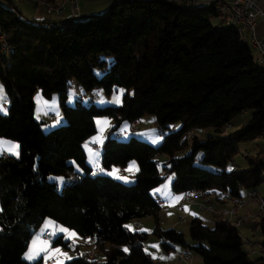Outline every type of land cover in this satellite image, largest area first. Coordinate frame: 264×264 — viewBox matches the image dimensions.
<instances>
[{
	"label": "trees",
	"instance_id": "1",
	"mask_svg": "<svg viewBox=\"0 0 264 264\" xmlns=\"http://www.w3.org/2000/svg\"><path fill=\"white\" fill-rule=\"evenodd\" d=\"M182 1L112 0L103 15L53 24L26 20L0 2V36L8 46L3 52L0 42L7 107V114L0 112V137L20 148L18 157L0 156V264H44L43 257L30 263L24 255L46 218L91 239L79 244L105 257L100 262L80 253L65 264H156L144 249L151 234L165 251L180 246L203 264H264V252L251 259L238 227L221 215L212 226L194 217L191 242L161 227L162 207L153 190L170 175L173 194L227 191L240 200L244 190L264 182V151L245 153L247 168L233 162L240 143L264 139V67L235 29L213 22V5ZM74 83L85 93L123 89L122 104L99 107L78 97L71 106ZM37 91L48 99L57 94L64 120L48 132L34 116ZM147 115L157 131H166L160 144L136 134L117 136ZM238 115L249 118L227 132ZM97 117L115 123L101 145L100 166L125 168L135 161L134 183L98 174L87 163L84 144L97 132ZM196 129L213 134L181 145ZM187 146L190 152L182 154ZM51 175L63 178L62 187ZM147 217L154 220L151 234L125 226ZM253 228H259L264 250V218ZM52 246L73 244L59 235ZM74 246L79 251L81 245Z\"/></svg>",
	"mask_w": 264,
	"mask_h": 264
},
{
	"label": "rangeland",
	"instance_id": "2",
	"mask_svg": "<svg viewBox=\"0 0 264 264\" xmlns=\"http://www.w3.org/2000/svg\"><path fill=\"white\" fill-rule=\"evenodd\" d=\"M62 1V0H60ZM59 1V2H60ZM5 7L13 9L18 11L22 17L26 20H36L41 21L40 18L44 17L45 12H43V9H38L34 5V3L29 2H19V3H10L7 0L0 1ZM52 3V5L56 6L58 3ZM112 4V0H79L78 6L81 8H84L85 5H88V8L91 10L86 13L84 16L89 15H103L105 14L110 5ZM45 17H48L45 15ZM83 17V16H82ZM213 22H219L217 19L213 18ZM1 37V36H0ZM76 88V90L74 89ZM96 97H94V103L96 106L103 107V106H119L122 104V97H123V89H118L116 91H113L111 94H106L103 90L95 91ZM92 93H85V91L78 87L75 83L72 85V87L69 89V96H68V104L71 106H74L76 103V99L78 97L81 98L82 102L85 104H88L91 100ZM6 102V96L3 90V85L0 80V112L2 114H7V107L5 106ZM34 116L35 119L38 121L43 122L42 129L44 132H48L51 129L60 126L63 124L64 120L60 111V107L58 104V98L57 94L54 95L52 98H44L40 91H37L34 95ZM54 114L56 116V120H52L50 117ZM249 116L244 117L243 115H238L236 119V123L242 124L245 122V120H248ZM154 117L152 115H147L142 118L141 124L138 126L136 136L146 140L150 144L157 146L162 141V135H157L155 132L157 129L154 125ZM96 123V129L97 132L89 138L85 144L84 149L88 158V164L93 168H95L96 172L101 175L110 174L118 178V180L125 184H132L135 181L134 174L138 170V166L135 161H131L124 169V172H117L116 171H110L108 169H104L100 166V157H101V145L106 140L107 134L110 131V129L114 126V120L112 118L108 117H97L95 119ZM233 126H230L227 128V132H233L237 128V124ZM127 128V124L124 123L120 126V130H125ZM140 130H143L145 133H139ZM197 135L201 134L202 130L196 129L194 130ZM213 134L212 129L204 130L203 137L201 139H205L207 135ZM130 136H126L123 139H128ZM17 145V150L14 151V156L18 157L20 148L18 142H13ZM190 145V144H189ZM93 146H99L98 148H93ZM191 147L187 146L184 151H182V154H185L186 152H190ZM264 151V139L258 138L255 141H248V142H242L239 144V154L235 156L233 159V162L238 168H247V161L244 158L245 153H249L251 156L255 155L258 152ZM264 153V152H263ZM198 157H200V153L198 154ZM163 161V159H160ZM118 171H120L122 168L118 167ZM49 180H54L58 183L59 188L63 185V178L61 176H55L51 175L49 177ZM171 183H172V176L170 175L167 177L161 185L156 187L153 190V193H158L159 197L164 200L167 203V206L170 204V198L174 196V194L171 191ZM257 192L261 195V197L264 198V182L257 188ZM167 200V201H166ZM248 203L250 202V205L246 207H240L239 213L247 214L250 213L252 216H257L259 212L258 203L252 199L247 200ZM247 203V202H246ZM245 205V204H244ZM166 206V207H167ZM172 212L169 214L161 212V215L164 218L162 221L161 217V227L163 229L168 228H174L179 232H182L185 236V239L188 242H191L190 236H189V225L191 220L194 218V215L198 214V216L203 220V222L208 225L212 226L214 222V218L212 215L208 213H187L186 216H184L183 213H180L178 210H171ZM239 216V214H238ZM180 217H185V221H181ZM148 221H151L150 223L147 222L143 224V227L139 229V227H136L134 224L135 222L129 221L125 224V226L130 229L131 231H145L148 233H152L154 228V220L152 218H148ZM175 221H178L176 224H174ZM148 226V227H147ZM239 232L243 240L248 239L252 242H260L261 241V235L259 228L254 229L253 228V222H244L242 225L238 227ZM46 231L51 232V238H44V233ZM70 232V234L64 235V240L70 241V243L73 244V246H70V248H65L63 246H52V241L57 238L59 235H62L64 232ZM82 243L80 237L76 234L75 231L67 228L66 226L57 223L56 221L46 218L43 222L40 229L33 235L28 250L26 251L24 255V260L27 262H34L37 261L40 257H43L44 264H48L50 261L51 264H65L68 260L78 256L80 253H93V248L86 245V244H79ZM74 245H81L79 246V251L75 250ZM245 250L249 253V256L251 259H256L260 256H262V253L255 247V253H251V247L247 244L244 246ZM179 248H181L179 246ZM144 249L147 252H150L151 254H154L155 250L160 249V242L158 238H156L154 235H150V237L144 242ZM182 249V248H181ZM90 257V256H89ZM26 258V259H25ZM95 259L97 261L103 262L105 261V257L99 253L96 252ZM178 263L182 264L183 262Z\"/></svg>",
	"mask_w": 264,
	"mask_h": 264
},
{
	"label": "built area",
	"instance_id": "3",
	"mask_svg": "<svg viewBox=\"0 0 264 264\" xmlns=\"http://www.w3.org/2000/svg\"><path fill=\"white\" fill-rule=\"evenodd\" d=\"M15 3L19 2H29L34 3L36 8L43 9L48 14L54 15L57 22L63 21L65 5L69 4L75 13H78L79 0H62L58 3V5L54 6L51 2L47 0H13ZM192 2H201L208 6L213 5L216 8L217 16L216 19L221 23L224 27H230L235 29L241 40L247 43L252 49L257 51V62L259 65L264 67V42L258 38L256 33V27L258 19L263 15V11L258 5L257 0H193ZM191 2V3H192ZM186 5L190 4V0L182 1ZM1 49L3 52H7L8 46L5 40L0 37ZM94 97H96L95 93H92L91 102H93ZM52 120H56V116L52 115L50 117ZM141 124L139 119L132 121L127 131L120 132L117 134L118 137H122L125 135H133L137 132L138 126ZM175 127L173 126L170 131H174ZM166 131L158 130L155 132L157 135H164ZM195 137V133L193 131L187 133L183 136L180 144L182 145L185 142H191ZM98 146H93V148H97ZM3 157H7L8 155L3 154ZM248 197L252 200H255L258 203L259 212L257 216H247L244 218L238 217L239 208L244 206L245 202L236 197L231 196V194L227 191L223 192L220 195H216L211 192L209 195L206 192L201 190H193L188 191L180 196V200L177 204V208L179 210L182 209L184 203L189 201H198L205 199V197H216L223 202L230 204L227 209H223L218 212V215L229 220V222L239 227L244 222H249L252 219L258 220L264 218V198L261 197L256 191H246ZM201 209H204L208 213H214L213 209L209 207H205L204 204H201ZM182 211V210H181ZM181 221H185V217H180ZM51 232L46 231L44 233V238H51ZM91 239L81 240L82 243H91ZM244 244L251 247V253H255V247L262 253L264 252L260 242H252L251 240L245 239L243 240ZM249 254V253H248ZM176 259L179 262H183L188 264L192 259V254L188 250L178 251L176 254ZM50 263V261L48 262Z\"/></svg>",
	"mask_w": 264,
	"mask_h": 264
},
{
	"label": "crops",
	"instance_id": "4",
	"mask_svg": "<svg viewBox=\"0 0 264 264\" xmlns=\"http://www.w3.org/2000/svg\"><path fill=\"white\" fill-rule=\"evenodd\" d=\"M257 1H258L259 7L263 11V15L258 19L257 27H256V33H257L258 38L261 39L264 42V0H257ZM89 10H91V9L88 8V5H85L84 8H81V6H80L78 13H75L73 11V9L71 8V6L69 4H66L65 5V10H64L63 20L70 19V18H80V17L86 15V13H88ZM42 11L45 12V13H43L44 17L40 18L41 21H47L48 24H53L54 22L57 23L54 15L48 14L44 10H42ZM45 15L48 16V17H45ZM253 52H254L255 56H257V54H256L257 51H255V49H253ZM74 89L76 90V88H74ZM5 106H6V104H5ZM52 115H54V114H52ZM193 132L196 134L195 131H193ZM201 132L202 133L199 134V135L196 134L200 139L203 137L204 131H201ZM139 133L143 134L144 132H143V130H140ZM13 142H15V141L7 139V138L0 137V156H2L3 154L9 155V156H14L15 155L14 151L17 150V145L15 143H13ZM160 158L165 160L164 156H161ZM87 162H88V158H87ZM117 168H118L117 166H114V167H112L109 170L110 171H116V173L117 172H124L123 168L120 171H118ZM93 169L96 172L94 166H93ZM106 175L111 176L113 178H116L115 176L110 175V174H106ZM116 179H118V178H116ZM155 195L158 196V198H159V203L161 204V207H162V214L166 213L167 211H168L167 214L168 213L170 214L172 212L171 210H175V211L178 210L180 213H183L184 216H186L187 213H189V214H192V213H195V212L196 213H198V212L208 213L204 209H201V204H204L205 207H209V208L213 209L215 214L214 213H208V214L212 215L213 218H214L217 215L218 212L222 211L223 209H227L228 206L230 205L228 203H223L220 200L216 201V200H214V197H208V199L212 200V201L207 202L206 200H208V199H202V200H198V201H189V202L184 203L183 206H182V209H181L182 211H181V210H179L177 208V204H178V202L180 200V196L181 195L174 194V196H172L170 198V201H172V202H169L170 204L168 206H167V203L159 197L158 193H155ZM241 200H243L245 202V205L243 207H246V206L250 205V202L248 203V201H247V200H250V198L248 197L246 192H243V197L241 198ZM238 214H239L238 217H240V218H244V217H247V216H252V214H250L248 212H247V214L246 213L245 214H243V213L240 214L238 212ZM197 216H198V214L194 215V217H197ZM161 217H162V221H163L165 217H163L162 215H161ZM148 218H151V217L132 220V222H135L134 224L136 225V227H139V229H141L143 227V224H145L147 222H149V223L151 222V221H148L149 220ZM254 221H255V219H252L249 222H254ZM177 222L178 221H175L174 224H176ZM139 231H141V230H139ZM143 232H145V231H143ZM65 234H70V232L66 231V232L62 233L63 237H64ZM181 250H183V249L179 248V246H175V248L173 250L165 251L162 248V246L160 245V249L159 250L156 249L154 254H151L150 252L149 253L153 257V259L156 262V264H180V263H178V261L176 259V254H177L178 251H181ZM96 252L97 251L93 250V253L91 252L88 255L90 257H92V258H95ZM48 264H51V263H48ZM182 264H186V263H182ZM188 264H203V260H202V258L199 255L192 254V259H191V261Z\"/></svg>",
	"mask_w": 264,
	"mask_h": 264
},
{
	"label": "bare ground",
	"instance_id": "5",
	"mask_svg": "<svg viewBox=\"0 0 264 264\" xmlns=\"http://www.w3.org/2000/svg\"><path fill=\"white\" fill-rule=\"evenodd\" d=\"M141 121V120H140ZM134 134H136V133H134ZM195 136H197L196 134H195ZM198 137V136H197ZM188 143H190V142H188ZM247 191V190H246ZM256 192H257V190H255ZM243 192H245V190L243 191ZM258 193V192H257ZM259 194V193H258ZM260 195V194H259ZM261 196V195H260ZM255 201V200H254Z\"/></svg>",
	"mask_w": 264,
	"mask_h": 264
}]
</instances>
